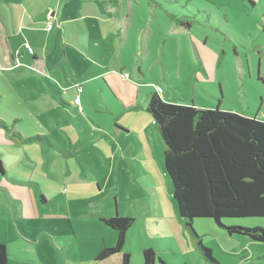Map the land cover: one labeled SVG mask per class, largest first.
Listing matches in <instances>:
<instances>
[{
  "label": "crops",
  "instance_id": "obj_1",
  "mask_svg": "<svg viewBox=\"0 0 264 264\" xmlns=\"http://www.w3.org/2000/svg\"><path fill=\"white\" fill-rule=\"evenodd\" d=\"M140 1L0 0V120L14 129L0 127V143L35 145L46 151L70 153V162L75 163L77 158L79 165L82 161L76 150L86 146L91 151L88 155L91 163L96 161L98 169L107 167L111 175L118 171L119 177H113L118 181L114 204L109 196L99 198L98 194L105 192L99 174L92 182L97 192L85 200L104 199L106 203L93 211L77 213L74 220L84 223L91 236L84 235L87 241L71 250L69 261H63L65 264H121L124 252L130 253V264H144L143 252L147 248H153L167 264H259L260 259L264 261L263 243L231 236L211 219H196L194 227L217 263L205 260L178 212L172 183L161 168L165 142L148 111L149 96L160 87L154 84L158 81L152 80L151 75L157 64L163 67V79L168 84H175L180 76L179 68L173 71L170 55L163 51L173 45V33L180 34L175 42L179 39L187 43V59L192 54L191 41L209 77L216 79V73L208 60L209 53L201 48L200 40L190 32L191 27L179 26L171 20L166 26L169 32L162 37L159 29L163 23L153 17L156 5H148L153 10L149 19L135 17L134 5ZM49 25L51 30H47ZM27 44L33 48V54L28 52ZM241 70L251 73L252 67L243 60ZM78 85L83 88L80 105L74 101L79 93ZM160 88L162 97L172 102ZM5 96L10 102L2 106ZM74 107L86 113L89 118L85 120L86 126L80 114L66 115ZM68 122L69 126L63 124ZM13 131L20 132L24 138L39 135L46 140L21 142L15 139ZM69 139L74 151L67 149ZM0 163V189L11 194L6 196L8 203H22V207L8 209L10 214L0 220V231L12 234L11 229L15 228L23 235L27 225L22 220L31 221L39 216H27L23 212L24 201L20 199L23 197H17L12 192L13 185L3 182L8 174L1 159ZM125 165L138 169L141 193L137 197L131 191L120 196L123 185L120 178L128 177ZM115 215L133 217L135 223L124 250L98 260L104 248L117 243V231L102 220ZM42 217V225L53 231L49 219ZM58 218L63 216L60 214ZM5 224H8L6 228ZM20 253L17 251L15 255L25 261ZM49 260L55 264L50 257ZM9 264L25 263L9 260Z\"/></svg>",
  "mask_w": 264,
  "mask_h": 264
},
{
  "label": "rangeland",
  "instance_id": "obj_2",
  "mask_svg": "<svg viewBox=\"0 0 264 264\" xmlns=\"http://www.w3.org/2000/svg\"><path fill=\"white\" fill-rule=\"evenodd\" d=\"M149 4L156 5L154 15ZM134 12L136 18L149 19L150 15H153L154 18L160 19L163 23V28L159 29L162 37H165L164 33L169 32L166 26L171 20L179 26L191 27L190 32L200 40L201 48L210 55L208 60L214 65L216 79L210 78L200 64L191 41L192 54L187 59V43H181L179 39L175 42L180 34L175 36L173 33V45L163 51L170 55L172 69L174 71L179 68L181 77L176 79L175 84H168V81L163 79V67L157 64L155 72L151 75L152 80L158 81L154 84L163 88L165 96L171 98L170 101L201 107L219 106L222 110L264 120V0H141L139 5H134ZM243 60L252 67L251 73L241 70ZM6 102H10V98L5 96L1 105L6 106ZM73 109L72 113L66 111V115L80 114L84 121L82 124L86 126L85 120L89 119L86 113L78 111L76 107ZM59 113L62 114V111L59 110ZM63 124L69 126V122ZM125 125L131 127L128 122ZM76 130L78 133V129ZM81 136L87 138L85 133ZM71 142L72 139H69L67 149L74 151ZM82 142L86 144L84 140ZM90 152L86 146L76 150L82 161L79 165L77 158L75 163L70 162V153L46 151L35 145L0 143V159L8 174L4 176L3 182L13 185V194L23 197L19 198L24 201L23 212L27 216H39L31 221L22 220L27 225L23 235L15 228L11 229L12 234H7L5 230L0 231V240L8 247V260L25 264H53L49 260L50 257L55 264H65L63 261H69L71 250L84 244L87 241L86 235L91 236L88 227L74 218L77 213L93 211L95 207L106 203L104 199L107 196L114 204L118 181L113 177L117 179L119 173L116 170L111 175L107 167L98 169L96 161L91 163L88 157ZM96 152L98 153V150ZM91 165L92 167H89ZM161 168L165 173V164ZM124 172L128 177L120 178V181H123L120 196H123L125 191H131L137 197L141 193L138 169L125 165ZM97 174L104 181L102 186L105 188V192L99 193L98 196L104 199L85 200L97 192L92 183L97 179ZM166 177L168 180L167 172ZM6 196L10 197L11 194L0 189V220L10 214L8 209L11 207H22V203L12 202H9V206ZM60 214L63 218H58ZM42 216L49 219L53 231L42 225ZM81 219L86 220L82 217ZM231 219L233 218L224 220ZM19 220L21 221V218ZM246 220L257 221L264 226V218ZM98 222L103 225L101 221ZM6 226L8 224L4 227ZM261 243L264 245V242ZM17 251L21 252L20 255L25 261L19 260L15 255ZM263 263V259H260L259 264Z\"/></svg>",
  "mask_w": 264,
  "mask_h": 264
},
{
  "label": "trees",
  "instance_id": "obj_3",
  "mask_svg": "<svg viewBox=\"0 0 264 264\" xmlns=\"http://www.w3.org/2000/svg\"><path fill=\"white\" fill-rule=\"evenodd\" d=\"M51 29L49 25L47 30ZM26 47L30 54L34 53L30 45ZM80 88L83 91L78 85V92ZM161 92L157 88L150 94L148 111L165 142L164 164L178 212L199 253L205 260L217 263L194 227L196 219L216 221L231 236L264 242V226L246 220L264 218V120L219 106L169 102ZM0 127L14 130L1 120ZM12 134L21 142L46 140L39 135L24 138L18 131ZM102 220L117 231L118 238L114 247L104 248L98 260L122 252L135 223L133 217L120 215ZM143 255L144 264H167L153 248L145 249ZM0 264H9L8 249L1 242ZM121 264H130L129 252H124Z\"/></svg>",
  "mask_w": 264,
  "mask_h": 264
},
{
  "label": "built area",
  "instance_id": "obj_4",
  "mask_svg": "<svg viewBox=\"0 0 264 264\" xmlns=\"http://www.w3.org/2000/svg\"><path fill=\"white\" fill-rule=\"evenodd\" d=\"M50 28H51V26L49 27V29H50ZM29 50L32 52V49H31V48H29ZM123 75H124V77H128V74H127V73H124ZM158 90H159V91H162L159 87H158ZM81 91H82V89L80 88V89H79V92H81ZM75 102L78 103V104L81 103V101H80V96H77V97L75 98Z\"/></svg>",
  "mask_w": 264,
  "mask_h": 264
},
{
  "label": "clouds",
  "instance_id": "obj_5",
  "mask_svg": "<svg viewBox=\"0 0 264 264\" xmlns=\"http://www.w3.org/2000/svg\"><path fill=\"white\" fill-rule=\"evenodd\" d=\"M161 89V88H160ZM162 90V89H161Z\"/></svg>",
  "mask_w": 264,
  "mask_h": 264
}]
</instances>
